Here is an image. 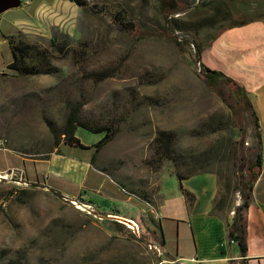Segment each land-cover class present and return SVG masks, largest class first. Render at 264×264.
<instances>
[{
    "label": "rangeland",
    "instance_id": "obj_1",
    "mask_svg": "<svg viewBox=\"0 0 264 264\" xmlns=\"http://www.w3.org/2000/svg\"><path fill=\"white\" fill-rule=\"evenodd\" d=\"M82 1L83 6L70 0H40L33 12L31 4L21 1L19 8L0 14L3 34L18 29L17 37L45 49L54 67L52 74L0 76V143L31 147L36 149L37 156H46L52 150L48 121L61 125L69 103L85 102L82 114L100 119H120L123 109H131L126 122L120 124V133L100 151L96 163L99 167L114 168V179L122 180L126 176L141 181L149 191H156V205L160 197L162 202L172 200L174 210L169 213L159 210V213L176 218L181 193L176 177L170 174V163L165 162L157 172L147 165L154 134L159 130L173 131L177 149L194 155L212 147L227 149L236 140L238 155H242L255 143L252 127L244 113L235 116L221 97L204 84L199 66L189 53L180 52L161 36L163 21L156 0ZM120 8L125 9L124 19L139 23L143 34L156 32L160 36L139 39L120 32L112 16ZM52 39L64 46L61 51L52 46ZM245 40L259 65L249 63L236 49L227 53V62L216 57L215 65L237 77L244 75L239 56L242 65L252 70L264 65L262 28L254 39ZM214 57L212 54L209 60L213 62ZM105 69L110 77L99 82L90 78L91 72ZM223 91L226 95L228 88ZM261 95L264 97V91ZM131 96L136 97L135 103L141 102L140 107L130 105ZM260 125L264 130V123ZM77 134L86 145L99 140V136L82 129ZM7 161L23 167L19 156L0 149V168H8ZM232 161L214 157L206 169L223 179L233 172ZM24 166L32 176L34 170L40 173L41 167L49 165L33 167L25 163ZM186 182H183L185 188ZM231 200L232 208L240 197L235 193ZM81 201L55 192L45 182L40 185L25 182L22 171L0 172V252L5 254L0 264L158 263L149 248L152 243L160 245L154 226H150L153 214L142 213L138 223L124 217L130 215H118L112 210L104 213ZM134 209L137 213L138 209ZM229 209L224 210L225 216ZM112 216L138 224L139 236L127 228L128 234L115 233L110 228L111 221H115ZM249 232L255 236L260 233L256 213L249 222ZM183 241L181 237V245ZM183 249H190V245L186 243ZM162 259L167 261L164 253Z\"/></svg>",
    "mask_w": 264,
    "mask_h": 264
},
{
    "label": "trees",
    "instance_id": "obj_2",
    "mask_svg": "<svg viewBox=\"0 0 264 264\" xmlns=\"http://www.w3.org/2000/svg\"><path fill=\"white\" fill-rule=\"evenodd\" d=\"M25 4V0H21ZM76 5L83 6L82 0H70ZM40 0H31L30 11L33 12ZM161 9L163 27L161 36L170 40L180 52L189 53L195 65L199 66L200 74L204 84L220 97L221 101L231 110L235 116L244 113L253 130L254 145L246 148L242 155L239 154L238 141L231 142L227 149L212 147L198 155L184 154L177 149V137L173 131L159 130L151 139V157L147 165L157 172L165 162L170 163L171 172L177 181L178 189L185 199L187 205H191L194 196L183 186V182L190 177L207 173V166L214 157L228 158L232 161L233 172L228 173L225 178H218L219 191L214 200L212 213L225 219L227 243H234L238 249L240 264H247L245 256L247 254V219L246 212L252 200L253 188L256 180L261 173L263 159L262 131L259 124V118L250 101L249 94L245 87L236 82L224 72L211 69L202 63L203 52L212 46V44L227 30L243 27L253 22L264 23V0H193L190 4L186 0H156ZM125 9L120 8L112 14L117 28L120 32L132 34L135 38L143 39L156 35L152 32L147 35L140 30L139 23L136 21L124 19ZM235 14L239 17L236 18ZM138 24V25H137ZM1 32V31H0ZM18 29L8 31L6 34L0 33L2 42L0 44V64H3L0 70V76L11 75L18 77H32L38 75L52 74L54 67L51 64L50 55L45 49L37 48L35 45L27 44L21 41L18 36ZM51 44L59 51L63 45ZM3 61V62H2ZM2 62V63H1ZM94 81H102L111 76L108 70L93 71L89 74ZM224 88H228L225 95ZM152 100V99H150ZM136 97L131 96L130 105L135 108L140 107L141 102H136ZM156 102V101H152ZM83 101H75L66 106L67 114L61 125H56L48 121V129L52 139V150L58 155H66V152L74 154L78 151L90 152L89 163L99 172L113 176L114 168L99 167L96 163L100 151L120 133V124L126 122L132 110H124L121 118H90L82 114ZM126 112V114H125ZM115 116V115H113ZM123 117V118H122ZM78 129L85 130L88 133L99 136V140L90 145H84L77 136ZM242 129H239L241 131ZM0 143V149L10 151L22 161L23 167L12 168L24 172L25 182L34 185L44 183V177L35 172L29 175L24 164H39V161L45 160L48 156H37L36 149L23 145L9 146ZM65 152V153H64ZM210 173V172H209ZM117 186L115 198L120 200H129L130 203L148 210L155 206L154 196L156 191H149V187L141 184V181H133L126 176L121 179H114ZM238 194L240 203L232 210V216L227 218L224 210L232 205L233 194ZM75 198V197H74ZM81 200V199H80ZM85 204V202L81 201ZM90 203V202H89ZM91 204V203H90ZM229 209V210H230ZM159 225V224H158ZM159 227V226H157ZM110 228L117 234H128L127 229L117 221H111ZM160 228V227H159ZM161 232V231H160ZM161 234V233H160ZM132 235V234H131ZM157 237L160 244L164 245L163 235ZM5 254L0 252V260Z\"/></svg>",
    "mask_w": 264,
    "mask_h": 264
},
{
    "label": "crops",
    "instance_id": "obj_3",
    "mask_svg": "<svg viewBox=\"0 0 264 264\" xmlns=\"http://www.w3.org/2000/svg\"><path fill=\"white\" fill-rule=\"evenodd\" d=\"M261 28L264 32L263 22H253L237 29L227 30L225 31L226 35L224 32L202 54L204 65L224 72L245 87L259 118V124L264 123V97L261 95V92L264 91V78L260 80L258 77H264V65L252 70V67L248 68L242 65V58L239 56V64L243 67L244 75L237 77L215 65V59L216 57H223V60L226 59L227 62L229 58L227 53L236 49L240 54H243L244 59L246 58L249 63L259 65L258 60L251 55V46L245 38L254 39L255 34L261 32ZM212 54L215 55L213 62L209 60ZM2 65L0 64V70H2ZM261 131L263 139L261 173L254 184L252 200L246 212L248 247L245 260L247 264H264V130L261 128ZM55 151L49 153L45 160L39 161V164L49 165L41 167V172H38L40 176L44 177V182L49 184V187L57 193L78 197L85 203H91L104 213L112 210L118 215H130V218L124 217L133 219L138 223L142 213L153 214L149 219L150 226H154L157 237L159 235L164 237L165 244H160V246L164 253V259L169 262L168 264L241 263L242 257H240L236 245L227 243L225 219L212 213L213 203L219 191L218 178L214 173L207 172L190 177L186 182V188H184L193 194V203L187 205L181 195L178 202V217L169 218L165 216L166 214H160L159 210L166 211V213L172 212L174 210L173 204H170L172 200L162 202V197H160L161 201L154 209L150 207L145 210L130 203L129 198L127 200L115 198L114 195L117 193V189H114L117 186L116 180L90 165V152H83L82 155L70 152H66V155H58ZM5 166L8 168L1 167L0 172L17 168L11 165L9 161ZM239 202V200L235 201L234 207ZM234 207L226 214L227 218L232 216ZM134 208L138 209L137 213H135ZM254 213L259 217L260 222V233L257 236L249 232V222ZM181 237L184 240L182 245L180 243ZM157 240L160 243L159 239ZM169 240H174V242L169 243ZM186 243L190 245V249H183Z\"/></svg>",
    "mask_w": 264,
    "mask_h": 264
},
{
    "label": "built area",
    "instance_id": "obj_4",
    "mask_svg": "<svg viewBox=\"0 0 264 264\" xmlns=\"http://www.w3.org/2000/svg\"><path fill=\"white\" fill-rule=\"evenodd\" d=\"M30 3H31V0H25L26 5H29ZM112 218L115 219V221H117L118 223L125 226V228L129 229L133 233L134 236H136V237L139 236L140 228H139L138 224L134 223L132 220H128L132 224L131 226H128L126 223H124L122 221V219L115 217V216H112ZM149 248L153 251L154 256L158 260L157 264H168L169 263V262L162 259L163 252H162V250H161L162 248L160 247L159 244L158 245L154 244V243L149 244Z\"/></svg>",
    "mask_w": 264,
    "mask_h": 264
},
{
    "label": "water",
    "instance_id": "obj_5",
    "mask_svg": "<svg viewBox=\"0 0 264 264\" xmlns=\"http://www.w3.org/2000/svg\"><path fill=\"white\" fill-rule=\"evenodd\" d=\"M21 6V0H0V14L10 10L19 8Z\"/></svg>",
    "mask_w": 264,
    "mask_h": 264
},
{
    "label": "bare ground",
    "instance_id": "obj_6",
    "mask_svg": "<svg viewBox=\"0 0 264 264\" xmlns=\"http://www.w3.org/2000/svg\"><path fill=\"white\" fill-rule=\"evenodd\" d=\"M122 221H123L124 223H126L128 226H131V225H132L130 221H129L130 223L128 222V220H123V219H122Z\"/></svg>",
    "mask_w": 264,
    "mask_h": 264
}]
</instances>
